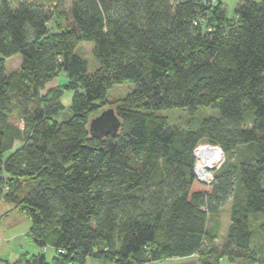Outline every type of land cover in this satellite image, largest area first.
I'll return each mask as SVG.
<instances>
[{
  "label": "trees",
  "instance_id": "1",
  "mask_svg": "<svg viewBox=\"0 0 264 264\" xmlns=\"http://www.w3.org/2000/svg\"><path fill=\"white\" fill-rule=\"evenodd\" d=\"M62 73L67 85L43 94ZM124 83L135 89L115 103L119 134L92 137ZM65 91L73 117L60 123ZM199 108L218 116L195 130L159 115ZM202 143L226 155L210 186L194 174ZM0 201L30 218L41 251L15 264H49L48 248L51 264H264V1L228 18L223 0H0ZM228 201L219 250L209 221Z\"/></svg>",
  "mask_w": 264,
  "mask_h": 264
},
{
  "label": "rangeland",
  "instance_id": "2",
  "mask_svg": "<svg viewBox=\"0 0 264 264\" xmlns=\"http://www.w3.org/2000/svg\"><path fill=\"white\" fill-rule=\"evenodd\" d=\"M241 0H223L224 9L226 16L232 18L235 14L236 7L238 6ZM257 3H262L264 0H254ZM93 43H83L78 47L77 53L86 60L88 63V72L89 74L96 73L98 69V63L93 57ZM21 66V57L20 55L13 56L12 58L7 59L5 68L7 73H12L18 70ZM68 83V78L65 73H62L54 82L47 85L43 94L46 93L51 88L64 87ZM135 89V86L131 83H124L122 85L114 87L107 97V103L105 106L100 107L99 111L95 113L91 119L99 116L102 112L108 109H115V103L119 100L126 97ZM74 93L65 91L62 97V105L64 107L63 111L55 118L57 122H67L73 117L71 111V103ZM159 115L165 116L169 120V124L172 127L179 128H189L192 127L193 130L197 129L200 124L207 118L217 117L218 112L214 109H205L199 108L196 113L191 115L188 110H164L159 112ZM11 121L16 123L22 128L20 121V116L17 112H14ZM228 159V157H227ZM230 210L231 202L228 203L219 211L217 216L211 217L209 221V226L211 229H214L217 226L219 221V238L216 240L215 245L220 250L223 240L227 234L229 225H230ZM3 216V217H2ZM32 222L29 217L20 212L17 209H14L13 206L0 201V260H9L16 261L13 251V243L8 241L14 235L20 236L22 238V243L26 242L24 249L25 253L29 256L38 255L41 251L40 249L28 241V234ZM43 253L46 256V259L49 264L52 263L53 259L56 257V252L51 249H45ZM19 257V256H18ZM86 264H111L103 261H97L93 259H88ZM155 264H201L200 257L195 255L185 259H168ZM219 264H240V263H231L227 258H220Z\"/></svg>",
  "mask_w": 264,
  "mask_h": 264
},
{
  "label": "built area",
  "instance_id": "3",
  "mask_svg": "<svg viewBox=\"0 0 264 264\" xmlns=\"http://www.w3.org/2000/svg\"><path fill=\"white\" fill-rule=\"evenodd\" d=\"M217 3L218 0H212V4ZM194 157V174L197 180L210 186L214 180L215 171L225 163V152L219 146L202 143L195 149Z\"/></svg>",
  "mask_w": 264,
  "mask_h": 264
},
{
  "label": "water",
  "instance_id": "4",
  "mask_svg": "<svg viewBox=\"0 0 264 264\" xmlns=\"http://www.w3.org/2000/svg\"><path fill=\"white\" fill-rule=\"evenodd\" d=\"M122 122L114 109H108L99 116L93 118L89 124V132L92 137L103 138L108 135L119 134Z\"/></svg>",
  "mask_w": 264,
  "mask_h": 264
},
{
  "label": "crops",
  "instance_id": "5",
  "mask_svg": "<svg viewBox=\"0 0 264 264\" xmlns=\"http://www.w3.org/2000/svg\"><path fill=\"white\" fill-rule=\"evenodd\" d=\"M18 1V0H15ZM32 1V0H31ZM11 206V205H10ZM3 217V216H2ZM22 238L20 236H12L10 238V240L8 241L9 243H13V251H14V256H15V260L14 262L9 261V260H0V264H15L16 262H18L24 255H26L27 253H25L24 249H22L23 247H25L26 242L22 243ZM29 241V239H28ZM19 256V257H18Z\"/></svg>",
  "mask_w": 264,
  "mask_h": 264
}]
</instances>
